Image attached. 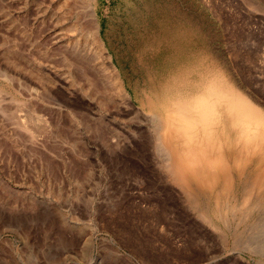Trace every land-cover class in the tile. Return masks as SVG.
Masks as SVG:
<instances>
[{
  "label": "rangeland",
  "instance_id": "obj_1",
  "mask_svg": "<svg viewBox=\"0 0 264 264\" xmlns=\"http://www.w3.org/2000/svg\"><path fill=\"white\" fill-rule=\"evenodd\" d=\"M3 72L0 264H264V0H0ZM211 80L262 142L239 157L219 124L174 162L156 123Z\"/></svg>",
  "mask_w": 264,
  "mask_h": 264
},
{
  "label": "bare ground",
  "instance_id": "obj_2",
  "mask_svg": "<svg viewBox=\"0 0 264 264\" xmlns=\"http://www.w3.org/2000/svg\"><path fill=\"white\" fill-rule=\"evenodd\" d=\"M97 26H99L98 24L96 26H94V28H96ZM98 28H96L95 30H97ZM75 48L78 49V46H74ZM101 47H103V45L101 44ZM105 48V47H103ZM89 51V50H88ZM108 58L111 59V56L108 54ZM210 58V57H208ZM204 59V58H203ZM213 61V60H212ZM110 66H111V71H113V82L115 83L116 87L118 88V90H120L123 94L127 95L126 93V90H125V87L121 81V78L120 76L118 75V70L115 66V64L111 61L110 62ZM211 63V61H210ZM216 63V62H215ZM206 64V63H205ZM212 64V63H211ZM198 66V64H197ZM187 68V66H186ZM190 68V67H189ZM199 68V66L197 67ZM207 68V66H206ZM191 69V68H190ZM208 69H209V66H208ZM221 69V68H219ZM226 69V68H225ZM187 70V69H186ZM212 70H214L212 68ZM217 70V69H216ZM207 71V70H206ZM227 72V71H226ZM225 72V73H226ZM85 73V71H84ZM95 73V72H94ZM101 73V72H100ZM179 73V72H178ZM186 73V72H185ZM203 73V72H202ZM207 73V72H206ZM219 73V72H217ZM223 73V71H222ZM3 75V77H6L8 78L9 75L5 72L3 73H0ZM96 74V73H95ZM98 74V73H97ZM212 74V73H211ZM186 75V74H185ZM189 75V74H188ZM217 75V74H216ZM222 75V74H221ZM200 76H203V75H200ZM209 76V75H208ZM218 76V75H217ZM217 76L215 78H217ZM231 76L230 74H228V77ZM183 77V76H182ZM205 77V75H204ZM211 77H214L211 76ZM223 77V76H222ZM104 78V77H103ZM221 78V77H220ZM230 78V77H229ZM207 79V78H206ZM211 79V78H210ZM209 78L206 80V83L208 82V80H210ZM224 79V78H223ZM226 79V78H225ZM213 80V79H212ZM211 80V81H212ZM233 80V79H231ZM230 80V81H231ZM201 81V80H200ZM229 81V82H230ZM234 81V80H233ZM94 82V81H93ZM166 82V81H165ZM184 82V81H183ZM190 82V81H189ZM215 81H212L211 83L209 82V84L211 85L212 83L214 84ZM227 82V81H226ZM224 82V83H226ZM205 83V81H204ZM221 83V82H220ZM232 83V82H231ZM93 84V83H92ZM159 84V83H158ZM162 84V83H161ZM167 83H165L166 85ZM211 85L210 87L208 86L207 88V93H208V96H211V99H202V98H199L197 97V99L195 98V100L193 101H188L187 98L185 102H181V101H178V102H173L172 105H174L173 107L170 108L168 114H167V119L164 120V121H160V123H156V128H155V138L158 139L160 142L159 143H162V145H166L168 147H173V148H177V156L174 158V162L175 160L178 162L180 160H182V158H184L185 156H189L190 154L192 155H197L199 154L198 152V149H196L197 147L199 148L198 146V143L200 142V139L201 138H209L211 137L214 132H215V129L216 127L215 126H218L219 124L223 125V128H225V126L227 127L225 130L228 134L231 135V126L232 124H239V126L237 127L238 129H236V136L233 137L234 140H237L236 144H237V147H235V152H237V156L239 157H243L245 158L246 156V150L247 148H249V145L250 144H254V145H258L260 143V137H258V140L256 141V135H255V130L251 127H249V123L247 121V117H251L253 118L254 117H257L259 118L260 117V113H258L256 111V107L254 106V104L252 105V102L250 99H247L241 92L243 91H239V90H234L230 85H221V84H216V85ZM169 85V83H168ZM177 85V84H176ZM186 85V84H184ZM183 85V87H184ZM237 85V84H236ZM157 86V85H156ZM163 86V85H162ZM161 86V87H162ZM194 85H192L193 87ZM205 88L207 87L205 84H204ZM169 87H172V85H170ZM203 87V86H202ZM237 87V86H235ZM177 88V87H176ZM181 88V87H180ZM185 88V87H184ZM188 88V87H187ZM241 89V88H240ZM176 90V89H174ZM156 91V90H155ZM183 91V90H182ZM158 92V91H157ZM177 92V91H176ZM206 92V91H205ZM246 92V91H245ZM120 93V92H119ZM156 93V92H155ZM175 93V92H174ZM153 95V94H152ZM177 95V94H176ZM179 95V94H178ZM184 95V94H183ZM203 95V94H202ZM181 96V95H180ZM193 96H195V93L193 94ZM198 96V95H196ZM251 96V95H250ZM249 96V97H250ZM106 97V96H105ZM172 97V96H171ZM184 97V96H183ZM254 97V96H253ZM115 98V97H114ZM155 98V97H154ZM152 99V98H151ZM160 99V98H159ZM177 99V97H176ZM189 99V98H188ZM191 99V97H190ZM255 99V98H253ZM180 100V99H178ZM182 100V98H181ZM257 100V99H256ZM172 101V100H171ZM106 102V101H104ZM258 102V101H257ZM256 102V103H257ZM155 103V102H154ZM171 104V103H170ZM144 105V104H143ZM156 105V104H155ZM263 105V104H262ZM167 106V105H166ZM132 107V106H131ZM264 107V106H263ZM166 108V107H165ZM164 108V109H165ZM132 109V108H131ZM145 110V109H144ZM165 111V110H164ZM153 112V111H152ZM145 113V112H144ZM143 114V113H142ZM151 114V113H150ZM145 114H143L144 116ZM148 115V114H147ZM152 115V114H151ZM142 116V115H141ZM160 116V115H158ZM246 116V117H244ZM148 117H150V115L147 116V119ZM152 118H155V120L158 118V117H155V115H152L151 116ZM142 118V117H141ZM151 118V119H152ZM159 122L160 119H157ZM148 121V120H147ZM259 121V120H257ZM146 122V121H145ZM149 122V121H148ZM106 123V122H105ZM139 123V122H138ZM23 123H21V126H22ZM145 124V123H144ZM150 125V123H149ZM254 125V124H253ZM252 126V125H251ZM26 127V126H25ZM155 127V126H154ZM153 127V128H154ZM163 127V129L161 128ZM253 127V126H252ZM152 128V127H151ZM222 128V127H221ZM220 128V129H221ZM231 128V129H230ZM139 130V129H138ZM141 130V129H140ZM162 130V132H161ZM222 130V129H221ZM146 131V130H145ZM151 131V130H150ZM220 131V130H219ZM144 132V131H143ZM154 132V131H152ZM222 132V131H221ZM216 133V132H215ZM202 134V135H201ZM217 134V133H216ZM220 135V134H219ZM227 135V134H226ZM32 134H31V138H32ZM217 136V135H216ZM228 137V136H227ZM226 137V138H227ZM264 137V136H262ZM132 138V137H131ZM213 138V137H212ZM211 138V139H212ZM230 138V137H229ZM134 139V138H133ZM199 139V142H197ZM262 139V138H261ZM141 140V139H140ZM214 140V139H213ZM222 140V138H221ZM226 140V139H225ZM228 140V139H227ZM255 140V142H253ZM264 140V138H263ZM111 141V140H110ZM120 141V140H119ZM230 141V140H229ZM105 142V141H104ZM220 142V141H219ZM262 142V141H261ZM119 143V142H118ZM214 143V142H213ZM235 143V141H234ZM121 145V144H120ZM127 145V144H126ZM161 145V146H162ZM220 145V144H219ZM233 145V144H232ZM261 145V144H260ZM236 146V145H235ZM256 146H253L251 147L252 149ZM224 147V146H223ZM241 147V148H240ZM165 148V146H164ZM222 148V147H221ZM251 148H249L250 150H252ZM122 149V148H121ZM148 149V148H147ZM154 149V148H153ZM166 149V148H165ZM172 149V148H171ZM170 149V151H171ZM226 149V150H225ZM222 150V152H224L223 156H222V160L225 162V167H224V171L225 172H229L228 170L231 169V167L229 166V162L230 160L232 161L231 157L233 155V152H232V149H231V145H228L227 148H225ZM162 150V149H159V151ZM254 150V149H253ZM158 151V152H159ZM164 151V150H163ZM161 151L160 153L162 154ZM260 151V150H259ZM157 152V151H156ZM173 152V151H172ZM251 152V151H250ZM254 153V152H253ZM151 154V152L149 153ZM167 154V153H165ZM174 154V152H173ZM248 154H249V151H248ZM154 155V154H153ZM170 154L168 153V155H165L164 156V160L166 161H170L171 158L169 156ZM175 155V154H174ZM257 155V153H256ZM149 156V155H148ZM245 156V157H244ZM249 155H247L248 157ZM251 156V155H250ZM256 157V156H255ZM258 157V156H257ZM143 158V157H142ZM173 159V158H172ZM236 160V159H235ZM246 160V159H245ZM245 160L243 159L242 161L245 162ZM249 160V159H248ZM234 161V160H233ZM238 161V160H237ZM261 161V160H260ZM264 161V160H263ZM162 162V161H160ZM174 162L172 161L171 163L174 164ZM254 162V160H253ZM256 162V161H255ZM258 162V161H257ZM163 163V162H162ZM165 163V162H164ZM168 163V162H166ZM245 164V163H244ZM243 164V165H244ZM146 165V164H145ZM168 165V164H167ZM157 166V164H156ZM163 166V165H162ZM170 166V165H168ZM178 166V164H177ZM176 166V168H177ZM237 166H240L237 164ZM171 167V166H170ZM244 167V166H243ZM241 167V168H243ZM178 168L180 169L181 167L178 166ZM169 169V168H168ZM182 169V168H181ZM185 169V168H183ZM244 169V168H243ZM251 169V168H250ZM260 169V167H259ZM172 170V169H171ZM241 171V169H240ZM250 171V170H249ZM158 172V171H157ZM169 172V171H168ZM185 172V171H183ZM182 170H181V173H183ZM238 172V171H237ZM236 172V173H237ZM242 172V171H241ZM172 173V172H171ZM195 174L197 175V173L195 172ZM262 174V173H261ZM260 174V176H261ZM264 174V173H263ZM180 176H178V178L180 179H183L184 181H187V178L186 176L184 175H181L179 174ZM242 175V174H241ZM192 176V175H191ZM222 176V175H221ZM226 176V174H225ZM255 176V175H254ZM258 176V175H257ZM259 176V177H260ZM263 176V175H262ZM197 178H200L198 176H196ZM195 177V178H196ZM234 177V176H233ZM245 177V176H244ZM253 177V176H252ZM251 177V179H252ZM194 178V177H193ZM239 178V177H238ZM167 179V178H166ZM171 179V178H170ZM189 179V178H188ZM236 179V178H235ZM255 179L258 181V178L255 176ZM254 179V180H255ZM172 180V179H171ZM174 180V179H173ZM182 180V181H183ZM190 180V179H189ZM199 180V179H197ZM237 181V180H236ZM252 181V180H251ZM257 181H255L257 183ZM171 182V181H170ZM221 182H222V179H221ZM242 182V181H240ZM248 182H249V179H248ZM173 183V182H172ZM192 183V182H191ZM190 183V184H191ZM236 183V182H235ZM246 183V181H244V184ZM250 183V182H249ZM239 184V183H238ZM243 184V183H242ZM241 185V184H240ZM246 186H248L249 184H245ZM244 185V188L246 187ZM264 185V184H262ZM261 185V186H262ZM139 187V186H138ZM190 187V186H189ZM212 187V186H211ZM243 187V186H242ZM241 187V188H242ZM254 187H255V184H254ZM253 187V191L256 189ZM177 188V187H176ZM181 188V187H180ZM192 188V187H191ZM221 188V185L220 187ZM215 189V188H214ZM234 189V188H233ZM261 189V188H260ZM187 191V190H185ZM201 191V190H199ZM204 191V189H203ZM208 191V190H207ZM231 191V190H230ZM241 191V190H240ZM244 191V190H243ZM196 192V191H194ZM212 192V191H211ZM245 192V191H244ZM188 193V192H187ZM223 193V192H222ZM230 194L231 198H235L234 196L232 197L231 193L229 192V190L227 191V194ZM241 193V192H240ZM251 193V192H250ZM259 193V191H258ZM221 194V193H219ZM238 194V193H237ZM236 194V196H237ZM198 195V194H196ZM207 195V194H206ZM225 195V194H224ZM235 195V194H234ZM252 195V193L250 194ZM250 195L249 198L251 197ZM254 195V194H253ZM260 195V194H259ZM264 195V194H263ZM261 195V196H263ZM200 196V195H199ZM241 196H242V193H241ZM220 197V196H219ZM226 197V196H225ZM257 197H260V196H257ZM213 198V197H212ZM230 198V199H231ZM240 198V197H239ZM248 198V197H247ZM248 198V199H249ZM214 199V198H213ZM224 199V197H223ZM229 199V198H228ZM247 199V200H248ZM260 199V198H259ZM194 200V199H193ZM197 200V199H196ZM209 200V199H208ZM235 201V199H232ZM238 200V199H237ZM241 199H239L238 201L240 202ZM192 201V200H191ZM207 201V200H205ZM220 201V199H219ZM219 201H217L219 203ZM224 201V200H223ZM221 201V202H223ZM227 201V200H226ZM242 201V200H241ZM250 201V200H249ZM248 201V203H249ZM261 201V199H260ZM201 202V201H199ZM216 202V203H217ZM229 203V200L227 201ZM237 202V201H236ZM243 202V201H242ZM254 202V200H253ZM259 202V200H258ZM257 202V203H258ZM195 203V202H194ZM216 203L213 202V205H216ZM231 203V202H230ZM229 203V204H230ZM244 203V202H243ZM246 202V205L248 204ZM196 204V203H195ZM199 204V203H198ZM207 204V202H206ZM210 204V203H208ZM223 204V203H221ZM226 204V203H224ZM219 205V204H218ZM217 205V206H218ZM240 205V203H239ZM237 204V206H239ZM245 205V206H246ZM253 205V204H252ZM251 205V206H252ZM197 206V205H196ZM210 206V205H209ZM217 206L215 207L214 206V209H217ZM227 206V204H226ZM225 206V207H226ZM230 206V205H229ZM234 206H236L234 204ZM236 206V207H237ZM242 206V204H241ZM248 206V205H247ZM250 206V205H249ZM256 206V205H255ZM199 207V206H198ZM202 207V206H201ZM212 207V206H211ZM221 207V206H220ZM254 207V205H253ZM252 207V208H253ZM241 209V207H239ZM243 208V207H242ZM228 209V208H227ZM227 209H225V211H227ZM234 209V208H233ZM239 209V210H240ZM201 210V209H200ZM204 210V208L202 209V211ZM238 210V209H237ZM241 210H244L241 209ZM247 210V209H246ZM245 210V211H246ZM205 212L207 211L206 208L204 210ZM221 211V210H220ZM224 211V210H223ZM234 211V210H233ZM244 211V213H245ZM228 212V211H227ZM264 212V211H263ZM259 214V213H258ZM242 216V215H241ZM226 216H224V219H225ZM230 217V216H229ZM228 216L226 217V220L229 218ZM206 218V217H205ZM238 218V217H237ZM223 219V217H222ZM223 219V220H224ZM206 221V220H205ZM229 221V220H228ZM226 221V222H228ZM233 221V220H231ZM241 221V220H240ZM239 221V222H240ZM244 221V220H243ZM237 222V221H235ZM242 222V221H241ZM222 223V221H221ZM224 223V222H223ZM238 223V222H237ZM229 224V223H227ZM225 225V224H223Z\"/></svg>",
  "mask_w": 264,
  "mask_h": 264
}]
</instances>
